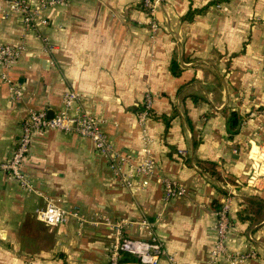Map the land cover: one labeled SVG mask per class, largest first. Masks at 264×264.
Wrapping results in <instances>:
<instances>
[{"label":"crops","instance_id":"0c3cea01","mask_svg":"<svg viewBox=\"0 0 264 264\" xmlns=\"http://www.w3.org/2000/svg\"><path fill=\"white\" fill-rule=\"evenodd\" d=\"M44 11L48 22L36 29L0 13V42H24L7 71L19 98L0 64V161L28 108L53 114L74 91L70 111L90 109L115 148L133 160L149 156L155 170L145 186L127 187L91 138L37 133L22 165L30 188L0 168V264H107L119 232L105 218L125 219L120 232L142 238L139 221H151L164 246L157 264H230L209 259L230 190L224 244L245 254L234 264H264V0H165L155 31L140 0H66ZM146 94L151 116L140 121ZM203 160L220 178L200 169ZM162 176L187 192L164 203ZM48 200L80 217L41 222L35 209ZM121 263L148 264L127 252Z\"/></svg>","mask_w":264,"mask_h":264},{"label":"built area","instance_id":"2783aa9c","mask_svg":"<svg viewBox=\"0 0 264 264\" xmlns=\"http://www.w3.org/2000/svg\"><path fill=\"white\" fill-rule=\"evenodd\" d=\"M66 0H35V4L30 0H1L0 13L4 16L14 14L19 17L21 24L27 29H36L40 24L48 22L45 8L50 5L60 4ZM165 0H140V3L148 15L149 25L152 31L158 29L156 11ZM51 48V46L49 45ZM24 48V42H0V64L2 67L1 76L10 82L11 92L15 98H19L22 91L19 84L12 80L8 74V68L18 58ZM74 91H68L64 95V108L48 114L46 107H30L24 118L21 120V130L17 143L11 155L0 161V168L6 170L12 177L16 178L25 188L31 187L29 178L24 174L22 165L25 162L32 145L34 136L37 133L49 129H58L66 132L76 133L92 139L96 150L104 156L116 178L127 187L136 185L145 186L155 168L154 162L149 156L140 160H133L129 155L120 152L114 147L100 124V118L96 117L90 109L77 106L70 111L72 101L76 97ZM144 107L138 112V118L143 121L149 114L150 96L146 94L143 101ZM148 151L147 149H145ZM261 154L264 159V139L260 145ZM181 155H185V150L179 149ZM262 177L264 175H261ZM256 178V177H255ZM253 182V179H249ZM160 182L163 186V201L167 203L175 196L183 195L187 188L180 181L162 176ZM234 190L228 191L225 199L219 204L217 213V238L214 246L209 252V259L215 262L219 256L224 255L230 264L240 261L245 256L238 250H229L224 244L230 225L229 197ZM73 214L80 217L76 210H68L52 200L46 201L42 206L35 209V215L41 222L49 225H56L64 222L68 215ZM105 223L118 230V237L110 244L108 250L107 264H122L121 255L127 252L135 255L139 261L148 264H157L160 256L164 253L162 239L155 233L153 224L147 219H141L139 223L148 229V237L124 236L120 230L125 222L121 219L118 222H111L108 218ZM98 221L94 220L93 223ZM251 238V235L249 234ZM254 251L249 252V256H255Z\"/></svg>","mask_w":264,"mask_h":264},{"label":"trees","instance_id":"16d2710c","mask_svg":"<svg viewBox=\"0 0 264 264\" xmlns=\"http://www.w3.org/2000/svg\"><path fill=\"white\" fill-rule=\"evenodd\" d=\"M196 12V10L194 9H189L186 13V18H191L193 16V14ZM171 64H173V60L171 62ZM170 64V65H171ZM172 66V67H171ZM171 69L172 71H175V69L173 68V65H171ZM144 105L140 107V110L143 109ZM151 108L149 109V115L151 116ZM164 120L167 121L168 123V120H167V117L165 116H162ZM238 122V117H237V114L235 112H232L229 116V119H228V127L233 130V131H236V124ZM200 169H202V171H205L207 170L211 176H214L215 178H220V173L218 172V170L215 168V164L212 162V161H208V160H203L201 161L200 163Z\"/></svg>","mask_w":264,"mask_h":264},{"label":"water","instance_id":"95a60500","mask_svg":"<svg viewBox=\"0 0 264 264\" xmlns=\"http://www.w3.org/2000/svg\"><path fill=\"white\" fill-rule=\"evenodd\" d=\"M49 115H52V114H49Z\"/></svg>","mask_w":264,"mask_h":264}]
</instances>
